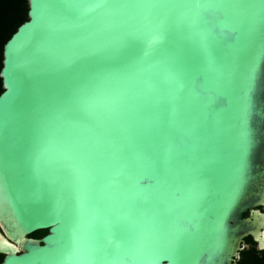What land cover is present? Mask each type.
<instances>
[{
    "label": "water",
    "instance_id": "water-1",
    "mask_svg": "<svg viewBox=\"0 0 264 264\" xmlns=\"http://www.w3.org/2000/svg\"><path fill=\"white\" fill-rule=\"evenodd\" d=\"M27 1L0 71V264L264 251V0Z\"/></svg>",
    "mask_w": 264,
    "mask_h": 264
},
{
    "label": "trees",
    "instance_id": "trees-1",
    "mask_svg": "<svg viewBox=\"0 0 264 264\" xmlns=\"http://www.w3.org/2000/svg\"><path fill=\"white\" fill-rule=\"evenodd\" d=\"M27 13V0H0V71L2 69L3 46L17 28L27 20ZM2 91V80L0 78V94ZM39 232H43V236L47 233V231ZM245 241L255 245L249 237ZM1 260L2 256H0V262ZM236 264H264V251H259L255 247L243 250L240 252Z\"/></svg>",
    "mask_w": 264,
    "mask_h": 264
},
{
    "label": "rangeland",
    "instance_id": "rangeland-1",
    "mask_svg": "<svg viewBox=\"0 0 264 264\" xmlns=\"http://www.w3.org/2000/svg\"><path fill=\"white\" fill-rule=\"evenodd\" d=\"M260 210L263 212L264 211V208H260ZM43 236V232H39V233H37V234H32L30 237H32V238H41ZM247 239V238H246ZM244 247H245V249L244 250H248V249H250V248H252V247H257V245L255 244V245H252V244H250V243H248V242H246V241H244ZM257 249V248H256Z\"/></svg>",
    "mask_w": 264,
    "mask_h": 264
},
{
    "label": "snow or ice",
    "instance_id": "snow-or-ice-1",
    "mask_svg": "<svg viewBox=\"0 0 264 264\" xmlns=\"http://www.w3.org/2000/svg\"><path fill=\"white\" fill-rule=\"evenodd\" d=\"M104 2H106V0H104ZM126 2H127V0H126ZM221 2H222V0H221ZM96 6H97V7H99V6H100V4H99V3H97V4H96ZM154 42H155V41H154ZM254 70H255V68L253 69V71H254ZM74 243H75V242H74Z\"/></svg>",
    "mask_w": 264,
    "mask_h": 264
}]
</instances>
